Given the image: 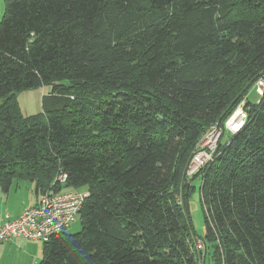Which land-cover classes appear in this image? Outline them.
Returning <instances> with one entry per match:
<instances>
[{"label":"trees","instance_id":"16d2710c","mask_svg":"<svg viewBox=\"0 0 264 264\" xmlns=\"http://www.w3.org/2000/svg\"><path fill=\"white\" fill-rule=\"evenodd\" d=\"M262 76L264 0H5L0 190L89 192L80 229L43 241L38 264H205L209 249L213 264H264ZM38 85L42 109L24 116L16 94ZM240 103L244 125L186 176L199 137Z\"/></svg>","mask_w":264,"mask_h":264},{"label":"built area","instance_id":"2783aa9c","mask_svg":"<svg viewBox=\"0 0 264 264\" xmlns=\"http://www.w3.org/2000/svg\"><path fill=\"white\" fill-rule=\"evenodd\" d=\"M256 92H264V76L254 84ZM247 113L243 104L234 108L223 124H212L199 137L195 150L191 155L186 169V176L192 175L212 158L218 140L223 132H237L245 123ZM66 174H59L55 180L64 182ZM87 190H60L44 192L38 195L37 203L25 208L17 217L10 219L4 216L0 223V244L11 242L16 237L46 241L50 236L65 230L78 216L79 210L88 196ZM204 245V244H203Z\"/></svg>","mask_w":264,"mask_h":264},{"label":"rangeland","instance_id":"374dc122","mask_svg":"<svg viewBox=\"0 0 264 264\" xmlns=\"http://www.w3.org/2000/svg\"><path fill=\"white\" fill-rule=\"evenodd\" d=\"M4 6H5V0H0V20H1L2 14H3ZM49 90H50L49 85H45V86L38 85V86L31 88L29 90H24V91L18 92L16 94V101L18 103V106L20 108L22 115L27 116V115H31V114H35V113L40 112L42 109V103H41L42 95L46 94ZM247 96H248V99L252 102H255L259 98V95L255 92L253 87H251L248 90ZM240 104H243V103H240ZM226 137H228V136H226ZM193 152H192V154H193ZM186 166L184 168V171L186 169ZM192 175H190L188 177H191ZM55 178H54V181H55ZM199 184H200L199 178H195L193 180V187L194 188L191 189L190 194L187 198V209H188V212H189V215L191 218V222H192V225L194 227L196 234L199 237H203L206 233V225H205V220H204L203 208H202V204L200 201ZM82 188H85V186L80 187V189H82ZM60 190L77 191L76 189L66 188V187L62 188ZM60 190H58V191H60ZM58 191H53V192H58ZM49 192H52V191H49ZM178 200L182 204V199L180 198V196L178 197ZM79 229H80V218H79V216H76L75 219L65 228V231L68 233H74V232L78 231ZM199 237L195 240L194 247L198 251H204L205 252V246L203 245L204 242ZM29 240H31V239H29ZM27 242H28L27 248H29V252H30V255L32 257H29V258L21 257L20 258V256L15 255V253L12 255L8 254L6 256V258H4V260L0 261V264H38L39 260L41 259V256H37V255L42 252L43 242L39 241V240H31V241H27ZM24 256H26V255H24ZM202 261H203V254H202V257H200V259H199V263L201 264ZM204 262H205V264H213V261L210 258V249H209V251L205 257Z\"/></svg>","mask_w":264,"mask_h":264},{"label":"crops","instance_id":"0c3cea01","mask_svg":"<svg viewBox=\"0 0 264 264\" xmlns=\"http://www.w3.org/2000/svg\"><path fill=\"white\" fill-rule=\"evenodd\" d=\"M79 190H86V188ZM37 199L38 193L34 184L26 181H15L7 191L0 190V223L3 221L5 215H8L10 219L17 217L25 208L36 204ZM31 240L16 237L11 242L1 243L0 261L4 260L8 254L12 255L14 253L15 255H19L20 258L32 257L29 248H27V241ZM37 256H42V252Z\"/></svg>","mask_w":264,"mask_h":264}]
</instances>
